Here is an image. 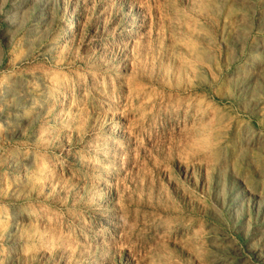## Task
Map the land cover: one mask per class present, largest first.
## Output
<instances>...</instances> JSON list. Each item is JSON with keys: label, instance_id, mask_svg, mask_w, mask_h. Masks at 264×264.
I'll return each mask as SVG.
<instances>
[{"label": "rangeland", "instance_id": "1", "mask_svg": "<svg viewBox=\"0 0 264 264\" xmlns=\"http://www.w3.org/2000/svg\"><path fill=\"white\" fill-rule=\"evenodd\" d=\"M0 264H264V0H0Z\"/></svg>", "mask_w": 264, "mask_h": 264}]
</instances>
